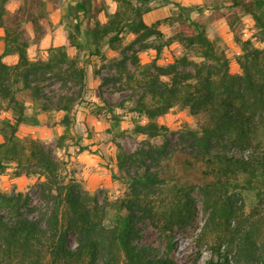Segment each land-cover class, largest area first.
Returning <instances> with one entry per match:
<instances>
[{
  "label": "trees",
  "instance_id": "16d2710c",
  "mask_svg": "<svg viewBox=\"0 0 264 264\" xmlns=\"http://www.w3.org/2000/svg\"><path fill=\"white\" fill-rule=\"evenodd\" d=\"M11 1L19 2L14 10ZM59 1L0 0V112L10 113L0 120V174L13 167L16 177L36 175L42 199L35 204L27 192H0V264H183L172 251L174 230L191 222L198 201L207 217L195 242L208 256L195 249L185 264H264V48L244 39L241 28L247 16L264 33V0L215 6L240 48V72L231 71L225 51L189 13L203 8L174 2L177 16L148 24L143 16L151 0H111L114 12L107 0H70L65 43L50 46L45 59H31L29 48L54 29L48 4ZM176 21L182 27L171 36L159 28ZM173 42L200 59L183 55L158 64ZM148 48L156 58L141 64L138 53ZM106 51L120 55L113 62L125 80L117 88L134 95L132 131L145 139L133 152L118 144L126 192L100 200L64 172L50 147L17 132L21 124L39 125L40 112L55 110L63 113L59 140L68 139L76 103L88 88L84 57L106 58ZM6 56L17 60L8 64ZM50 78L62 83L56 98L45 92ZM176 106L189 108L198 123L179 128L173 147L172 130L158 118ZM114 119L119 129V116ZM157 138L162 142L151 141ZM147 226L157 231L158 244L143 241Z\"/></svg>",
  "mask_w": 264,
  "mask_h": 264
},
{
  "label": "rangeland",
  "instance_id": "374dc122",
  "mask_svg": "<svg viewBox=\"0 0 264 264\" xmlns=\"http://www.w3.org/2000/svg\"><path fill=\"white\" fill-rule=\"evenodd\" d=\"M70 2V0H60L57 5L48 4L54 29L45 35L39 43L33 44L29 48L31 59H45L50 46L65 43L68 29L66 11ZM174 2L183 6H198L204 9L202 13H199L197 9L188 11L193 18L205 24L207 35L225 51L230 60L231 71L240 72L236 62L240 48L234 41L233 34L225 19L221 16L223 9L217 10L215 7L223 4L225 0H151L149 6L152 9L144 14V20L148 24H152L158 19L177 16L178 6ZM107 3L108 11L114 12L116 4L111 0H107ZM18 4V1H11L8 7L10 10H14ZM100 19L105 20L104 12L100 14ZM27 27L32 34L31 25L27 24ZM181 27L182 24L177 21L174 24L161 23L159 26L166 36H171ZM241 28L244 39H250L255 46L264 48V33L254 25L251 18L243 17ZM0 34H3L1 29ZM131 38L128 36L127 42ZM1 50L2 43L0 42V52ZM68 52L71 56L76 54L73 48H69ZM106 53V58L84 57V63L88 70V88L83 97L79 98L76 103L75 116L68 139L64 142L59 140L64 132V125L61 123L63 113L55 110L40 112L41 123L39 125L21 124L17 132L21 138L32 137L50 147L55 157L62 163L64 172L80 179L84 187L96 194L100 200L105 197L116 198L126 192L127 187L124 184L122 172L116 163L118 144L124 151L133 152L143 144L145 139L144 136L137 135L132 131L135 116L129 111V108L135 100L134 95L129 88H117L123 86L125 80L124 77L120 79L117 75L113 62L120 55L114 52L106 51ZM183 55H187L195 61L200 59L195 50H187L180 43L173 42L164 48L157 59V63L165 65ZM138 56L141 64H147L156 58V51L153 48H148L140 51ZM16 60V56L4 57V61L8 64H13ZM130 69L132 70L133 67L130 66ZM102 77H111L112 79L104 84ZM61 84V81L50 78L45 82V92L56 98L62 93ZM71 92H77V87H74ZM25 101L28 106H33L28 98ZM27 111L31 113L32 108L29 107ZM114 115L120 118L119 129L112 126L115 120ZM7 116H10L8 111L2 110L0 112V120ZM158 121L172 130L170 138L173 147L178 146L177 130L179 128L186 124L195 127L198 123L197 118L191 114L189 108L181 106L172 108L167 114L159 117ZM151 141L157 144L162 142L158 138ZM79 145L85 146L87 149L81 151ZM13 170V167H9L0 174V192H27L30 194L33 203L41 204V192L37 185L38 177L36 175L16 177ZM252 199L253 197L248 195L247 204L252 203ZM206 217L207 214L203 205L201 201H198L191 222L174 230L175 248L172 251L181 263L190 262L195 249H198L204 257L208 256L204 247L199 248L195 242L196 234L204 225ZM143 241L158 244L157 231L151 226L145 227ZM191 251L192 254H189L188 252Z\"/></svg>",
  "mask_w": 264,
  "mask_h": 264
}]
</instances>
